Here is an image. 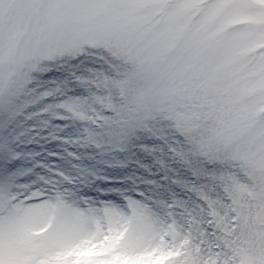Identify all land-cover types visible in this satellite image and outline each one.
<instances>
[{"label":"snow or ice","instance_id":"snow-or-ice-1","mask_svg":"<svg viewBox=\"0 0 264 264\" xmlns=\"http://www.w3.org/2000/svg\"><path fill=\"white\" fill-rule=\"evenodd\" d=\"M0 264H264V0H0Z\"/></svg>","mask_w":264,"mask_h":264}]
</instances>
